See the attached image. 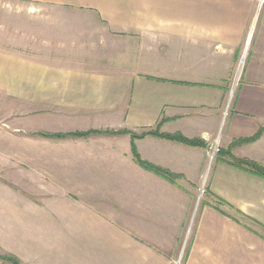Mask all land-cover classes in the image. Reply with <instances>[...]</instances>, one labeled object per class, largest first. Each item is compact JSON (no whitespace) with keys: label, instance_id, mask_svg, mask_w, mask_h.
I'll list each match as a JSON object with an SVG mask.
<instances>
[{"label":"crops","instance_id":"crops-1","mask_svg":"<svg viewBox=\"0 0 264 264\" xmlns=\"http://www.w3.org/2000/svg\"><path fill=\"white\" fill-rule=\"evenodd\" d=\"M0 1L20 10L0 13V99L27 102L31 116H61L25 131L28 161L44 164L45 180L61 172L60 184L41 191L44 207L24 209L20 179L0 177V257L171 264L193 223L185 264H264V178L211 161L209 151L214 139L227 150L264 128V0ZM22 131L0 128L10 145L0 168L20 173ZM135 150L173 179L143 167ZM232 153L264 165V134ZM23 211L45 213V250L24 238Z\"/></svg>","mask_w":264,"mask_h":264},{"label":"rangeland","instance_id":"rangeland-1","mask_svg":"<svg viewBox=\"0 0 264 264\" xmlns=\"http://www.w3.org/2000/svg\"><path fill=\"white\" fill-rule=\"evenodd\" d=\"M1 2V1H0ZM4 7V8H3ZM19 8H15L14 5H11L10 7L4 6L3 3H0V13H3V11H7V13L11 12L13 13L14 11H18ZM20 11V10H19ZM8 15V14H7ZM2 17V16H1ZM0 17V22H3L2 18ZM4 22L9 25L12 28L13 27V22H15L12 14L9 16H7L6 20H4ZM11 31H13L11 29ZM13 33V32H12ZM13 35V34H11ZM11 44H13V42H10ZM10 47V46H9ZM13 54V53H12ZM4 104L2 106H0V128H3L5 130H7V133H10L11 130H13L14 126H20L23 129V133L22 134H17V137H22V148L21 150V154H22V159H23V163L21 164V168H20V173L16 170L13 172V170H9L8 169V165H6V168H0V177H5L7 179V175L12 177L11 179L13 180V177H16L17 179H20L21 181V190H22V194H23V206L24 209L26 210H30V205L38 203L40 206L44 207V204L40 203V200L44 201V198H46L44 195L41 194V191L43 188H46L45 183H48L49 187H53L56 186V184H60L61 183V172H59V170H56V172H53V175H51L50 173L48 174V179L45 180V171H44V164L43 165H35V164H31L28 160L30 157V152H31V148L28 145L29 141H25L28 140L29 138H31V134H29L28 132L26 133L25 131H27L28 129H33V128H37V129H45V126L48 122H53L55 121V119L58 118V121H61V116L59 115L57 118L54 116V114L51 113H41V114H36V115H29L30 112H27L26 110H28L29 105L27 102L25 101H18V100H14V99H7V100H2L0 99V104ZM3 107V108H1ZM15 108V109H14ZM19 109H22L21 114H14L13 110H16V112H19ZM29 115V116H28ZM6 125V126H4ZM28 126V127H27ZM54 137V136H53ZM217 139H214L212 141V143L214 144V148L215 149H220V147H218L219 143L217 142ZM10 145L7 142H0V150L3 151H8V149ZM17 151L19 152V150L17 149ZM220 153H218L217 157L219 156ZM26 160V161H24ZM28 161V162H27ZM3 167V165H1ZM0 166V167H1ZM60 165L58 164L57 167H59ZM41 174V175H40ZM38 176V177H37ZM37 178H41L40 180ZM47 181H51L54 184L51 185L49 182ZM208 182H209V178H208ZM203 185V179L201 180V183L197 189V197H196V206L198 207V205L200 206L206 199L207 195H208V183L206 184L205 189V194L200 197V188ZM61 186V185H60ZM9 187L12 188V190H14V186L10 185ZM41 195H40V194ZM40 212H32V211H23L22 212V228H21V232L24 236V238H28L32 237L34 239L39 238V241H43L42 243V247L43 250H45L46 244H45V239L47 238L46 236H49V233L47 234V230L48 228L45 227L44 223H45V213L41 212V214H39ZM35 214H37L36 218L34 217ZM40 217V218H39ZM192 218L194 219V214L192 216ZM192 219V220H193ZM41 220V222H38ZM192 227H193V223L189 225V227L186 229V233L185 236L182 240L181 243V247H180V253L177 257V259H175L174 261H171V264H185L186 259H185V252H186V248L188 246V241H189V237L191 236V232H192ZM58 229H55V233L58 234L56 231ZM50 237V236H49ZM41 239V240H40ZM50 241H52V239H50ZM71 251V247L69 248ZM67 251V250H66ZM8 257H13L16 258L21 264H25L19 257L14 256V255H5V256H1L0 258L6 263V264H12L11 261H9L7 258Z\"/></svg>","mask_w":264,"mask_h":264},{"label":"trees","instance_id":"trees-1","mask_svg":"<svg viewBox=\"0 0 264 264\" xmlns=\"http://www.w3.org/2000/svg\"><path fill=\"white\" fill-rule=\"evenodd\" d=\"M121 133V132H120ZM123 133V132H122ZM90 133H80V134H76V136H79V137H84V136H87L89 135ZM110 134H119V133H110ZM154 134V133H153ZM264 134V128H260V130L258 131V133L250 138V139H245V140H241V141H238L237 143L234 144V146L236 145H241V144H249V143H252V142H255L257 141L262 135ZM157 135V134H156ZM162 136H165V135H162ZM56 138H60L61 135H57L55 136ZM166 138H170L172 140H177L179 142H182V143H186V144H189V145H192V146H198V145H201L198 141H194V140H188L186 138H183V137H174V136H165ZM233 146V147H234ZM229 148L227 150H220V154L218 157H221L223 159H225L227 162H229V164L239 168V169H242L250 174H253L255 176H258L260 178H264V165L261 164V163H258V162H255V161H252V160H248V159H241V158H238L236 157L235 155H233L232 153V148ZM134 156H135V159L145 168L151 170V171H154L156 172L157 174L167 178V179H173V175L170 174L169 172H166V171H163L161 169H158V168H155L151 165H148L146 164L145 162L141 161L138 153L136 152V150L134 151ZM219 203L217 204V208L219 209L220 206L222 205H226V203L222 200L219 199L218 201ZM9 261L12 262V264H21L16 258H13V257H8L7 258Z\"/></svg>","mask_w":264,"mask_h":264},{"label":"built area","instance_id":"built-area-1","mask_svg":"<svg viewBox=\"0 0 264 264\" xmlns=\"http://www.w3.org/2000/svg\"><path fill=\"white\" fill-rule=\"evenodd\" d=\"M244 60H245V53L242 55L241 60H240V62L238 64V67L236 69L235 81H234V83H233V85L231 87V90H230V93H229V98H228V101H227V110L231 106L233 98L235 97V92H236V88L238 86L239 77H240V73H241L242 68H243ZM217 140H218L217 142L219 143V139L218 138H217ZM214 147L215 146L213 144L210 147V150H209L210 151L211 161H213L217 157L218 153L220 152V149H215ZM218 147H219V145H218ZM208 178H209V171H207L206 174L203 177V185H202V187L199 190L200 197H202L205 194V192H206L204 188L206 187V184L208 183Z\"/></svg>","mask_w":264,"mask_h":264}]
</instances>
